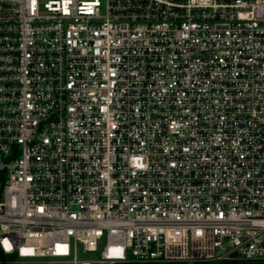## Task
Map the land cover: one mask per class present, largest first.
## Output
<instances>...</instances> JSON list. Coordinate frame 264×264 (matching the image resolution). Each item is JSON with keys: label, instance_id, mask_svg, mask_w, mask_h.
I'll list each match as a JSON object with an SVG mask.
<instances>
[{"label": "built area", "instance_id": "obj_1", "mask_svg": "<svg viewBox=\"0 0 264 264\" xmlns=\"http://www.w3.org/2000/svg\"><path fill=\"white\" fill-rule=\"evenodd\" d=\"M0 248L264 261V0H0Z\"/></svg>", "mask_w": 264, "mask_h": 264}, {"label": "trees", "instance_id": "obj_2", "mask_svg": "<svg viewBox=\"0 0 264 264\" xmlns=\"http://www.w3.org/2000/svg\"><path fill=\"white\" fill-rule=\"evenodd\" d=\"M117 264H140L135 262H126V263H117ZM148 264H155V263H148ZM167 264H189V263H167ZM192 264H264V261H244L238 259H227L221 261H214V262H197Z\"/></svg>", "mask_w": 264, "mask_h": 264}, {"label": "water", "instance_id": "obj_3", "mask_svg": "<svg viewBox=\"0 0 264 264\" xmlns=\"http://www.w3.org/2000/svg\"><path fill=\"white\" fill-rule=\"evenodd\" d=\"M0 262L1 264H8L6 255L3 253L1 248H0Z\"/></svg>", "mask_w": 264, "mask_h": 264}, {"label": "rangeland", "instance_id": "obj_4", "mask_svg": "<svg viewBox=\"0 0 264 264\" xmlns=\"http://www.w3.org/2000/svg\"><path fill=\"white\" fill-rule=\"evenodd\" d=\"M84 1H93V0H84Z\"/></svg>", "mask_w": 264, "mask_h": 264}]
</instances>
